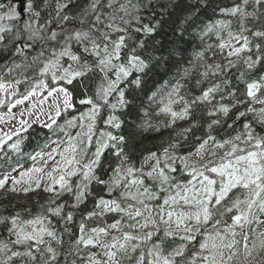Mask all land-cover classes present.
Wrapping results in <instances>:
<instances>
[{
  "label": "snow or ice",
  "instance_id": "obj_1",
  "mask_svg": "<svg viewBox=\"0 0 264 264\" xmlns=\"http://www.w3.org/2000/svg\"><path fill=\"white\" fill-rule=\"evenodd\" d=\"M250 2L264 7V0H241L230 8L220 9L221 15L238 17L236 31L231 29V20L218 19L205 26L202 35L214 32L218 40L216 47L221 52L227 49L228 60L223 65H207L203 76H208L209 70L213 77L222 75L236 66L231 57L239 58L244 53H248L244 57L247 69L254 70L264 64V45L253 40H264V30H253L247 26L249 18L260 19L255 10L246 11ZM71 4L72 0H57L56 27L50 28L53 21L49 18L41 23V9L37 7L36 0H19L18 4L7 6L0 3V9L6 8L0 13V42L5 41L4 33H13V27L3 21H18L12 37L4 44L5 50L11 52L8 58L11 67L7 71L33 69L39 87L47 89L48 96L55 93L65 109L73 106V93L66 85H72L79 78L81 87L85 89L79 103L90 105L89 110L81 113L78 119L74 117L68 121L70 126L78 124L81 130L75 136L65 133L68 136L66 147L61 149L57 145L48 153H37L31 157L35 161L37 156L47 155L48 159L41 163L47 166L48 160H53L50 168L31 167L20 171L18 176L5 173L0 178V188H5L11 180L12 191L27 194L42 189L48 194V199L39 205L40 210L34 215L28 210L27 217L19 212L0 217V224L6 227L9 237H14L0 239V264H17L14 258L19 259L20 264H59V252L53 247V242L62 245L63 240L58 236L54 218L63 231L69 233L71 230L67 226L76 221L74 210L81 211V216L79 235L70 241L72 249L80 253L81 245L85 251L91 246L101 249L99 256L104 257L101 259L97 253L88 251L86 257H80L83 264H123L124 259L132 260L137 252L135 264H264V136L254 135L249 123L244 124V133L229 139L217 141L209 133L195 152L204 160L203 163L189 164L186 157H179L181 170L190 177L183 182L168 175L176 169L173 167L175 158L168 155L167 148L163 153V167L160 156L155 152L145 158L155 159L147 173L131 165L125 166L128 159L124 149L126 137L111 131H100L97 135L96 123L103 116V110L109 109L103 123L114 129L121 128L123 121L114 113L129 103L121 85L127 83L133 71L142 72L148 67L138 53V49L144 47V41L137 40L134 34L150 35L156 30V25L141 24L139 12L143 5L140 0H86L76 14L68 11ZM43 6H47V0H44ZM14 57H21L22 61L17 63ZM89 74L98 80L92 95H88V86L83 83ZM49 77L52 85L63 82L64 86H50L46 83ZM243 77L244 73L238 77L245 84L246 91L242 95L246 94L249 100H241L234 93H229L235 101L232 106L248 104L245 111L237 114V119L252 113L264 124V74L258 80L246 81ZM29 79L25 76V80ZM21 82L16 80L15 84ZM131 83L138 86L140 80L137 78ZM200 83L198 80L197 84ZM223 83L227 85L229 81L224 80ZM9 87L12 83L6 85L0 82V90L7 91ZM219 91L221 83L215 82L202 89L200 95L187 100L179 95L180 86L177 85L167 94L166 102L161 100L159 113L170 114L172 122L185 119L191 115L194 106L211 102ZM26 92L22 99L15 101L16 104L36 95L35 88ZM3 103L0 100V104ZM177 103L183 105L179 111L172 107ZM254 103L261 107H253ZM12 106L8 105L9 110ZM56 107L58 116L59 105ZM229 110L230 106L225 104L218 109L225 116ZM216 114V111L209 112L211 116ZM220 122L213 119L208 128ZM166 126L170 127L171 123ZM229 127L232 125L229 124ZM190 130L184 129L185 132ZM209 141H212L211 151L206 149ZM93 142L95 151L89 155ZM3 143L4 139L0 138V144ZM18 147L19 141L11 145L13 149ZM109 147L115 150L120 163L104 179L96 169L100 166L103 150ZM215 149L223 150V154L217 157ZM56 155L59 160L54 159ZM205 156L213 159H205ZM11 171L16 172L17 169L12 168ZM138 172L139 176L136 175ZM144 176L158 185L155 192L145 186ZM93 184L103 186L109 197L117 189H122L120 198L97 196L91 189ZM16 186H20L19 189ZM160 193L164 194L161 204L151 206L146 203V200H159ZM66 195L71 197V202L63 200ZM89 197L94 200L92 210L84 211L81 206L86 205ZM120 200H131L133 203L122 205ZM106 213H118L121 218L105 226L89 227V221L104 217ZM124 216L132 221L127 227L134 231H122ZM161 227L163 237L151 243L150 247H142L153 241ZM113 231L120 234H113ZM165 238L178 240L179 243L165 252ZM10 245L25 247L19 251L13 250ZM257 257H260L259 261ZM72 264L76 261L73 260Z\"/></svg>",
  "mask_w": 264,
  "mask_h": 264
},
{
  "label": "trees",
  "instance_id": "obj_2",
  "mask_svg": "<svg viewBox=\"0 0 264 264\" xmlns=\"http://www.w3.org/2000/svg\"><path fill=\"white\" fill-rule=\"evenodd\" d=\"M9 2L10 0H0V3L6 6L9 5ZM240 2L241 0H140L141 5H143L139 12L141 24L151 23L156 25V30L150 35L146 36L143 33L134 34L137 40L144 41V47L138 49V53L146 60L148 67L142 72L133 71L127 78V83L121 85L125 91V98L129 102L126 107L114 113L123 121L121 128L114 129L103 123L109 113V109L103 110V116L98 118L96 123L97 135L100 131H111L116 135L126 137L127 143L124 145V149L128 159L125 162V166L131 165L143 173H147L155 163V159L146 160L145 158L150 153L155 152L160 156L161 167H163L165 161L163 153L164 149L167 148L168 155L175 158L173 167L176 169L175 172H168V175L175 177L177 181L183 182L190 179V177L187 172L181 170L182 162L179 157H186L189 164L203 163L204 160L197 157L195 152L198 144L207 138L209 133L217 141L229 139L237 134L244 133V124L249 123L254 135L264 136V124L259 122V117L254 116L252 113H247L244 117L237 119V114L245 111L248 104H235V106H232L235 103L234 97L229 95V93H234L235 97L248 101L249 98L246 94L242 95L246 91L245 84L238 77H240L241 73H244V80H258L264 74V64L258 65L254 70L247 69L244 57L248 53H244L239 58L231 57L236 66L228 69L222 75L213 77L211 70H209L208 76L202 75L207 65L216 63L223 65L227 64L228 60L227 49L221 52L216 47L218 40L214 32L202 35L205 26L209 23H214L218 19L231 20V29L236 31L239 27L238 17L221 15L220 9L230 8ZM17 3L19 2L17 1ZM36 3L37 7L41 9V23L51 18L53 23L50 28H55L57 0H47V6H43L44 0H36ZM85 3L86 0H72L68 11L76 14ZM254 10L260 19L249 18L247 26L253 30L257 28L264 30V7H259L250 2V5L246 7V11L253 12ZM4 11H6V8L0 9V13ZM24 18L27 19V16L25 15ZM3 23L11 25L14 33L18 21L5 20ZM13 33H4L5 41L0 42V82L5 84L12 83L16 89L12 97L6 96L3 105L0 107V113L3 115L9 114L8 105L17 99H22L27 94L26 90L30 91L33 88L36 90L39 87L37 83L38 77L33 69H14L11 73L7 71L8 67H11V62L8 61L11 52L5 50L4 44L8 42ZM246 35H250V33H246ZM253 40L254 43L260 42L264 45V40L257 41L255 38ZM208 45H212V47L209 48ZM253 52H255L254 48ZM14 59L17 63L22 61L21 57H14ZM6 61H8L7 64ZM25 76L31 79L25 80ZM137 78L140 80L138 86L131 83ZM16 80L22 82L17 85L15 84ZM198 80L201 81L200 84H197ZM224 80H228L229 83L225 85L223 83ZM97 82L98 80L93 74H89V77L83 81L88 86V95L93 94ZM215 82L221 83V91L214 94V99L211 102L198 103L194 106L189 117L176 119L172 122L170 114L159 113V108L162 106L161 100L166 102L167 94L172 92L175 86H180V96L187 100H192L200 95L202 89ZM46 83L50 86H64L63 82L52 85L50 77L47 78ZM66 86L73 93V106L67 109L64 108L54 120L55 122L51 124V127L37 123L31 124L24 131L12 136L1 145L0 178H3L5 173L18 176L20 171L31 167H45V170H47L53 164V160H48L47 166L42 165L41 161L47 160V155L43 157L37 156L35 161L31 157L36 156L37 153H48L57 145L63 149V147L67 146L68 140V136L65 133L75 136L81 130L78 124L70 126L68 121L74 117L78 119L81 113L89 110L90 105H81L79 103V100L83 98L82 94L85 89L81 87L79 78L73 81L72 85ZM46 94L47 89H44L42 96ZM257 95H260V93H257ZM174 98L176 97L174 96ZM221 104L230 106L227 116L218 111ZM182 106L180 103L172 105L173 110L176 111H179ZM252 106L257 109L261 107L260 104L255 103ZM211 111H216L217 114L211 116L209 115ZM213 119H218L221 122L212 125V128L209 129L208 125L211 124ZM169 123H171V126H166ZM229 124L232 127H229ZM157 128L159 129L158 131L156 130ZM186 128L191 130L185 132L184 129ZM17 141H19L18 149L11 148V145L17 143ZM61 141H64V143L61 144ZM170 145H175V147H170ZM211 145L212 141H209L206 149L211 151ZM94 151L95 143L93 142L89 155ZM215 151L217 152V157L223 154L221 149H215ZM114 152L115 150L111 147L103 150L101 163L96 171L104 179H107L111 175L112 169L120 163ZM189 153L192 155L189 156ZM54 159L59 160V156L56 155ZM205 159H213V157L205 156ZM168 162L172 163L171 160ZM12 168H16L17 171L12 172ZM136 175L139 176L140 173L138 172ZM144 183L145 186L150 187L154 192L158 188V185L147 176H144ZM16 187L19 189L20 186ZM12 188L11 180L8 181L5 188H0V217H9L18 212L27 217L29 214L28 210L34 215L40 210L39 205L48 199V194L43 192L42 189L25 194L19 190L12 191ZM91 189L97 196H104L106 199H119L122 191V189H117L109 197L106 189L101 185L93 184ZM159 195V200H146V203L151 206L161 204L164 194L160 193ZM63 200L71 202V197L66 195ZM120 203L126 205L133 202L131 200H120ZM93 204V198L89 197L86 205L81 206V208L84 211L92 210ZM74 211L76 221L67 226L71 230L69 233H65L60 223L54 218L58 236L63 240L62 245L53 242V247L59 252V264H72L73 260L76 261V264H83L80 257H86L88 251L97 253L98 257L103 259L104 257L99 256L102 250L95 247L90 246L85 251L81 245L80 253H76L72 249L70 241L79 235L78 224L81 216V211ZM120 218L121 214L106 213L104 217L93 218V220L89 221V227L105 226L112 223L114 219ZM129 223H132V221H129L124 216L122 231H134L127 227ZM113 234L119 235L120 233L113 231ZM161 237H163L162 227L161 231L153 237V241L147 245H142V247H150L151 243L157 242ZM0 239H14V237H9L3 224H0ZM177 243H179L178 240L173 241L165 238L163 241L165 252L171 250ZM10 247L13 250L23 251L25 246L10 245ZM138 254V252L133 254L132 260L124 259L123 264H135V256ZM14 259H16L17 264H20L19 259ZM259 259L260 257H257L258 261Z\"/></svg>",
  "mask_w": 264,
  "mask_h": 264
},
{
  "label": "rangeland",
  "instance_id": "obj_3",
  "mask_svg": "<svg viewBox=\"0 0 264 264\" xmlns=\"http://www.w3.org/2000/svg\"><path fill=\"white\" fill-rule=\"evenodd\" d=\"M17 0H10V3H15ZM7 85V84H6ZM44 88H38L36 95L29 96L27 100H24L21 104H12L10 114L3 116L0 114V138L9 140L8 136L12 137L17 133L23 131L27 125L32 123H38L44 126L52 124L56 119L57 105H59V111L63 110V104L61 99L56 97L53 93L52 96H41V92ZM15 86L7 88V91L0 90V100L5 99V95L12 96L15 93ZM2 104H0L1 106ZM8 134V136H6ZM2 144H0L1 147Z\"/></svg>",
  "mask_w": 264,
  "mask_h": 264
}]
</instances>
